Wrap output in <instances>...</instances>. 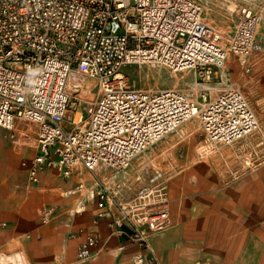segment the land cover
<instances>
[{"label":"built area","instance_id":"1","mask_svg":"<svg viewBox=\"0 0 264 264\" xmlns=\"http://www.w3.org/2000/svg\"><path fill=\"white\" fill-rule=\"evenodd\" d=\"M260 21L259 12L242 8L224 44L198 0H0V127L33 122L37 152L23 162L29 180L38 182L43 168L70 178L83 167L94 182L68 192L84 194L71 214L94 202L93 225L108 218L114 233L158 264L150 237L170 224L169 178L151 164L130 170L134 159L194 118L209 142L225 145L258 131L260 121L239 86L210 98L206 86L198 93L143 89L122 69L152 64L193 71L201 84L209 83L230 57L248 65ZM71 72L94 79L97 94L86 124L67 129ZM54 214L45 207L42 224ZM77 235V260H88L97 236L85 228L70 237ZM20 255L19 264H27ZM6 262L0 255V264H14Z\"/></svg>","mask_w":264,"mask_h":264},{"label":"crops","instance_id":"2","mask_svg":"<svg viewBox=\"0 0 264 264\" xmlns=\"http://www.w3.org/2000/svg\"><path fill=\"white\" fill-rule=\"evenodd\" d=\"M11 136L12 144L0 143V255L7 262L19 264L23 254L27 264H149L147 252L114 233L108 218L93 225L94 202L71 214L84 194L68 192L80 183L91 187L90 172L78 166L64 178L43 168L38 182H31L23 162L37 152L36 125L17 119ZM228 163L212 170L198 165L169 180L170 224L150 237L158 264H264V162L250 166L238 156ZM45 207L55 214L42 224ZM81 228L97 236L92 257L84 261L77 260L81 237H70Z\"/></svg>","mask_w":264,"mask_h":264},{"label":"rangeland","instance_id":"3","mask_svg":"<svg viewBox=\"0 0 264 264\" xmlns=\"http://www.w3.org/2000/svg\"><path fill=\"white\" fill-rule=\"evenodd\" d=\"M198 1L203 4L205 20L217 30L224 44L228 43L242 8L248 7L259 12L261 26L258 27L256 47L247 66H240L234 57H230L225 68L219 69L217 75L206 84H201L193 71L172 72L166 67L152 64L127 65L122 71L134 87L150 90L177 89L187 93H198L200 88L206 86L208 98L219 94L227 85L239 86L259 118L260 129L232 145L215 144L207 140L199 119L194 118L179 131L168 134L135 158L130 170L140 164H151L161 167L169 180L171 178L173 180L198 165H204L209 170L220 165L228 168V161L238 156L246 157L250 166L264 162V0ZM75 75L81 87L74 88L78 99H72L73 104L66 115L67 129L83 127L86 124L97 94L94 79L81 74ZM88 88L91 91L86 94ZM80 119L81 123L78 122ZM24 126L22 124L18 127L20 129ZM191 128H194L195 132H191ZM11 131L13 129L0 127V143L12 144ZM21 149L27 154L32 152L27 146ZM219 161L221 162L218 163Z\"/></svg>","mask_w":264,"mask_h":264},{"label":"bare ground","instance_id":"4","mask_svg":"<svg viewBox=\"0 0 264 264\" xmlns=\"http://www.w3.org/2000/svg\"><path fill=\"white\" fill-rule=\"evenodd\" d=\"M260 24H259V28H260ZM225 68V67H224ZM227 77V76H226ZM228 79V78H227ZM230 81V80H229ZM80 84L79 80L77 79V76L75 75L74 72L70 73L69 76V90H70V95L72 98L74 99H78V94L77 92L74 90L75 87H77ZM91 91L90 88H88V90L86 91V94H88ZM254 97V96H253ZM77 119V118H76ZM79 120V119H78ZM78 122H82V120L80 119V121ZM25 125V124H24ZM191 132H195L194 128H191Z\"/></svg>","mask_w":264,"mask_h":264}]
</instances>
